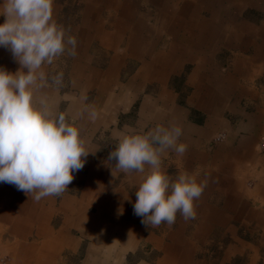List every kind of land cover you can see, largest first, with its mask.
Wrapping results in <instances>:
<instances>
[{
    "label": "crops",
    "instance_id": "0c3cea01",
    "mask_svg": "<svg viewBox=\"0 0 264 264\" xmlns=\"http://www.w3.org/2000/svg\"><path fill=\"white\" fill-rule=\"evenodd\" d=\"M67 1L53 0L52 16L58 24L63 10L77 18L68 25L77 40L69 75L79 96L48 84L35 97L54 115L66 100V121L95 154L61 196L37 202L0 182L4 264H125L136 251L155 257L137 264H228L236 256L234 264L241 257L264 264V0H71L70 9ZM103 9L111 14L106 24ZM0 68L20 70L3 47ZM157 125L179 126L178 143L187 145L183 155L162 154V169L173 181L189 174L207 186L194 219L177 213L171 226L152 227L133 211L148 166L112 174L107 158L114 132ZM107 130L106 144L94 145L96 132L103 139Z\"/></svg>",
    "mask_w": 264,
    "mask_h": 264
},
{
    "label": "clouds",
    "instance_id": "9594fccd",
    "mask_svg": "<svg viewBox=\"0 0 264 264\" xmlns=\"http://www.w3.org/2000/svg\"><path fill=\"white\" fill-rule=\"evenodd\" d=\"M53 0H5V17L0 24V47L11 52L20 70L11 73L0 68V182L14 185L34 201L61 196L72 183L74 172L83 169L87 156L79 129L54 115L44 98L37 102V90L48 86L42 70L45 64L67 52L75 56L77 40L68 35L52 16ZM26 69L27 71H24ZM62 85L63 73L51 78ZM179 126L157 125L143 134L133 130L116 131L117 141L108 154L113 171L148 173L137 188L134 214L146 226H169L177 213L194 219L195 205L207 186L189 174L174 181L161 167V156L169 149L183 155L187 145L178 143ZM86 222V221H85Z\"/></svg>",
    "mask_w": 264,
    "mask_h": 264
},
{
    "label": "rangeland",
    "instance_id": "374dc122",
    "mask_svg": "<svg viewBox=\"0 0 264 264\" xmlns=\"http://www.w3.org/2000/svg\"><path fill=\"white\" fill-rule=\"evenodd\" d=\"M73 2L70 1H67V5L68 6V9H70V7H74V5H76V2L73 4ZM72 12L70 10H63L62 11V14H61V20L59 22V25H63V27L65 28V30L67 31V34L68 35H71V36H75V33L72 34V32L70 31V29L68 28V25L70 26L72 24V22H77V18L76 17H73V15L71 14ZM111 15V14H110ZM109 15V11L106 9H103L102 12H101V17H102V20L104 21V23L106 24L108 21H110L111 19V16ZM76 19V20H75ZM64 20L62 23L61 21ZM65 21H68V22H65ZM61 23V24H60ZM90 50H89V53H93V50H95L93 48V45L90 46ZM72 56L68 55L67 52H65L64 55L58 57L57 59L54 60V62L52 64H45L48 68H47V77H48V84H50V86H52L53 88H56L57 90L60 91V94L61 96H66L67 94H70L72 96L75 97V95H77L76 97H78L79 95V88L78 87H73V85H71V77L69 75V71L71 69V66H72V63H73V60H72ZM92 62V60H91ZM101 62H104V60H93V64L97 65V63H101ZM134 66V64L132 62H130L128 64V68H132ZM57 73H63V81H62V85H55L52 83V80L51 78L53 76H55ZM115 89V87H113V90ZM179 93V92H178ZM86 101L84 104L85 106L89 107L90 105H92V93L91 92H88L86 93ZM65 104H66V100H64L63 98L61 99L60 101V105L58 107V115L59 114H64V109H65ZM98 111L97 113H99L102 108H97ZM107 114H110L113 118H112V121H114L115 119V116H116V109L115 108H111V109H108ZM115 126V123L112 122V127ZM109 130V129H108ZM105 131L106 133H104L103 135V139H100L99 137H101V133L98 131L96 132L95 134V137H93V140L92 142L97 145H103L104 143L106 144L105 141H108V138H109V131ZM102 132V131H101ZM219 229H216L215 232H219L218 231ZM214 247H216L214 244H213ZM210 255L212 256L210 259H217L218 255H217V252L216 251H210ZM140 258H143L145 259L147 262H152L155 257H154V254L152 253H143L142 251H136V252H131L130 254L127 255V258H126V262L125 264H137L138 260ZM237 256L236 257H231V262H229L228 264H234L236 261H237ZM240 260V263L241 264H246L245 263V259H243V257L239 258Z\"/></svg>",
    "mask_w": 264,
    "mask_h": 264
},
{
    "label": "built area",
    "instance_id": "2783aa9c",
    "mask_svg": "<svg viewBox=\"0 0 264 264\" xmlns=\"http://www.w3.org/2000/svg\"><path fill=\"white\" fill-rule=\"evenodd\" d=\"M223 135H219L216 139H220ZM0 264H4V260L0 258Z\"/></svg>",
    "mask_w": 264,
    "mask_h": 264
}]
</instances>
